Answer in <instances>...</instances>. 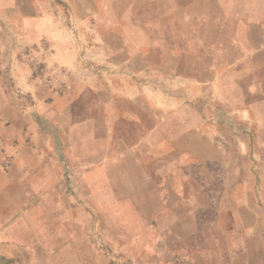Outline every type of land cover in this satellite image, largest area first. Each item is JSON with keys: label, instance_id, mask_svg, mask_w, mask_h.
Instances as JSON below:
<instances>
[{"label": "rangeland", "instance_id": "rangeland-1", "mask_svg": "<svg viewBox=\"0 0 264 264\" xmlns=\"http://www.w3.org/2000/svg\"><path fill=\"white\" fill-rule=\"evenodd\" d=\"M109 1L0 0V264H264V0Z\"/></svg>", "mask_w": 264, "mask_h": 264}, {"label": "crops", "instance_id": "crops-1", "mask_svg": "<svg viewBox=\"0 0 264 264\" xmlns=\"http://www.w3.org/2000/svg\"><path fill=\"white\" fill-rule=\"evenodd\" d=\"M109 2L112 5L118 4L120 6H128V5L134 4L136 2H139L141 4L144 3L143 0H110ZM146 3L150 4L151 2L149 0H146ZM116 13H117V15H116L117 20L125 19L122 11H120V12L117 11ZM99 15L101 16V13ZM128 19L129 18L127 17V20ZM105 20H113V19L112 18L111 19L105 18ZM134 25H135V22L133 21L131 15H130V51H131L130 58L134 57V53H135V49H134L135 42H134V39L136 37L138 38L136 40V44H140L139 43L140 38L144 39L143 40L144 42L142 44H140V45H147V47H148L151 44L149 31H147L146 34H145V30L146 29H144V30L143 29L134 30ZM142 31H144V32H142ZM146 38H148V40ZM142 59L144 61H148V59H146V57H142ZM146 65L148 67L152 66V64H146ZM132 97H134V96H132ZM137 99L139 100V98H137ZM137 99H136V101H138ZM155 99H158V96H155ZM133 100H135V99L133 98ZM163 127H164L163 125L162 126L160 125L158 127L157 126L156 127L153 126V127L148 128L146 131L149 134H152L153 136L156 135V134H158V136H160L161 133L165 130V129L162 130ZM9 132L7 130L4 131L3 139L1 140L3 145L5 144V141H6V135ZM162 134H164V133H162ZM143 140H150V137H148V138L146 137ZM20 147H22L21 143H20ZM54 149H55V145L53 143H51L49 140H47L46 143H44V144L42 142L41 143L40 142L33 143L32 146H31V151L30 152H26L25 151L22 154V159H24V161H25V168L24 169L22 168V171L23 172L26 171L28 174H31L30 179H29L28 176H26L25 180L27 182L30 181V180H34L33 177H32V174H34V173H39V176H40L41 173L45 172L47 174H51V177L53 178V175H54V164L49 162L50 159L48 158V156H49V154H51L54 151ZM1 154H2V157H3V153L0 151V156H1ZM4 173L7 174V173H9V171H4V169L2 168V164L0 163V175H2ZM20 173H21V171L19 170L18 175ZM13 179L15 180L14 184H16V182H19L21 184V182L23 181V178L19 179L18 177H16V179H15V177H14ZM39 180L40 179L38 178V181ZM34 193L35 192H33V190H29V191L26 190L25 192H23L22 197H28V196H31V194L34 195ZM1 195L3 196V192H1L0 197H1ZM8 195H11V193H8ZM20 195H21L20 192H16V194H15V196H20ZM2 221H5V218H4L3 211L0 209V224H3Z\"/></svg>", "mask_w": 264, "mask_h": 264}]
</instances>
